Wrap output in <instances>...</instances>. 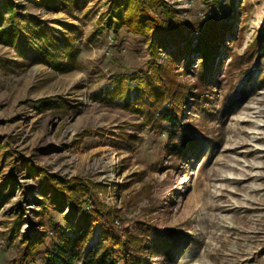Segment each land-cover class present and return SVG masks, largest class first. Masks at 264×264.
Wrapping results in <instances>:
<instances>
[{
    "label": "rangeland",
    "instance_id": "obj_1",
    "mask_svg": "<svg viewBox=\"0 0 264 264\" xmlns=\"http://www.w3.org/2000/svg\"><path fill=\"white\" fill-rule=\"evenodd\" d=\"M114 1L0 0V264H44L67 233L85 234L86 252L101 239L114 241L133 230L138 221L151 222L163 234L172 230V240H180L172 253L144 250L147 263L264 264L262 83L250 88L226 122L186 111V121L220 146L215 155L207 150L189 160L168 153V133L152 129L139 114L94 99L115 79L136 83L159 63L195 85L196 69L187 71L184 63L192 59L197 65L199 52L189 55L187 49L204 24L232 23L231 49L245 54L246 62L231 76L244 82L264 66V0L149 4V16L166 28L174 24L172 33L113 23ZM117 1L124 7L135 2ZM70 37L75 61L66 55ZM229 45L227 36L221 58ZM49 47L55 49L52 58L45 56ZM56 59L70 69L54 67ZM217 74L206 99L217 98L218 110L231 78L224 69ZM75 175L94 182L95 201L114 211L116 229L109 239L100 225L87 226L84 209L63 206L53 191L57 176ZM24 236L44 241L26 255Z\"/></svg>",
    "mask_w": 264,
    "mask_h": 264
},
{
    "label": "trees",
    "instance_id": "obj_2",
    "mask_svg": "<svg viewBox=\"0 0 264 264\" xmlns=\"http://www.w3.org/2000/svg\"><path fill=\"white\" fill-rule=\"evenodd\" d=\"M158 1L135 0L133 4L128 3L124 7L121 2L115 0L112 7V22L118 24L120 21H126L134 30L140 32H145L148 29L158 32L165 29L172 33L174 24L170 28H166L158 19L149 16V4H157ZM149 20L153 22V25L149 24ZM231 26L232 23L204 24L197 43L188 44L189 55L194 49L200 54L197 65L193 66L192 59H188L184 63L185 70L196 69L197 81L195 85L182 82L174 69H169L166 65L159 63L152 74L144 75L136 83L124 82L122 78L115 79L111 85L94 93V99L106 103H117L129 111L139 114L145 124L150 125L152 129L168 133L166 148L168 153L175 155L178 159H198L207 150L215 155L220 149L219 144L196 124L187 122L186 111L192 112L197 109V112L205 120L219 117L223 122H226L229 114L245 103L247 93L253 85L258 82L264 85V66L252 70L244 82L237 80L235 74L231 76L237 69L241 70L246 62L245 54H237L231 49L232 42L235 40V36L230 35L229 37ZM47 35L49 39L54 36L53 33H47ZM227 36L230 45L225 47L227 56L221 58L220 47ZM65 41L68 43L67 59L75 61L78 51L73 48L72 38ZM54 50L53 47L45 49V56L52 58L55 54ZM182 52V50L174 51L172 57L178 59ZM51 64L64 70L70 69L67 63L58 59L53 60ZM223 69L228 78H231L229 80L230 92L224 97L222 107L217 110L215 103L217 98L206 99L208 93L206 90L210 85H216L214 78L219 75L217 71ZM219 80L216 79L217 84ZM145 86L148 88L146 89ZM197 86H200V89H197ZM232 91H236L235 94L232 95ZM241 93H245V95L243 96ZM129 136L131 135L125 134V138ZM131 146V149L134 148L133 143ZM50 176L55 177L53 174ZM55 181L58 182V185L54 186L53 191L58 196L60 204L63 206L67 204L73 211L76 207L84 209L82 216L87 226L100 225L107 230L105 240L109 239V233L116 229L115 213L105 208L101 202L95 201L93 194L95 183L87 182L76 175L70 178L57 176ZM116 216L120 218L119 215ZM17 225V222L13 223L14 236L18 233L19 226ZM175 234L172 230L168 234H163L151 222L138 221L133 230H126L114 241L105 242L101 239L84 252L87 240L85 234L76 236L73 233H67L62 237V246L56 247L55 251L48 252V259L44 264H76L79 259L83 264H146L144 250L151 251V254L155 252L172 253V248L177 246L180 241L172 240L176 238ZM177 235L180 237L179 239L183 236L181 232ZM150 237H153V240L149 241ZM23 240L28 246L26 255L32 253L33 248L44 241L38 237L31 240L25 236Z\"/></svg>",
    "mask_w": 264,
    "mask_h": 264
}]
</instances>
